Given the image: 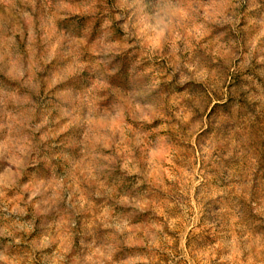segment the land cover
Masks as SVG:
<instances>
[{
    "label": "rangeland",
    "instance_id": "1",
    "mask_svg": "<svg viewBox=\"0 0 264 264\" xmlns=\"http://www.w3.org/2000/svg\"><path fill=\"white\" fill-rule=\"evenodd\" d=\"M0 264H264V0H0Z\"/></svg>",
    "mask_w": 264,
    "mask_h": 264
}]
</instances>
